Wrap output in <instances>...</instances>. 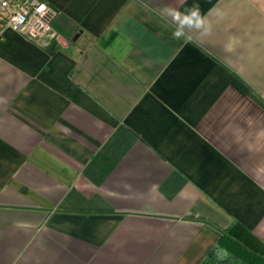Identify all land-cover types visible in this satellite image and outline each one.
Here are the masks:
<instances>
[{
	"label": "crops",
	"instance_id": "1",
	"mask_svg": "<svg viewBox=\"0 0 264 264\" xmlns=\"http://www.w3.org/2000/svg\"><path fill=\"white\" fill-rule=\"evenodd\" d=\"M0 264H200L222 235L264 256V0H44L1 18ZM211 35L172 39L164 6Z\"/></svg>",
	"mask_w": 264,
	"mask_h": 264
},
{
	"label": "built area",
	"instance_id": "2",
	"mask_svg": "<svg viewBox=\"0 0 264 264\" xmlns=\"http://www.w3.org/2000/svg\"><path fill=\"white\" fill-rule=\"evenodd\" d=\"M7 15L1 18L4 26L11 27L28 38H38L51 31L54 9L44 0H15L4 5Z\"/></svg>",
	"mask_w": 264,
	"mask_h": 264
},
{
	"label": "clouds",
	"instance_id": "3",
	"mask_svg": "<svg viewBox=\"0 0 264 264\" xmlns=\"http://www.w3.org/2000/svg\"><path fill=\"white\" fill-rule=\"evenodd\" d=\"M162 11L175 25L172 31V39L175 41L183 40L185 44H188L193 42V37L190 33H198L200 38L207 37L212 33V24L201 13L198 4H193L191 7L184 8L183 10L166 5ZM217 248H219V245H217ZM220 252L222 254L218 253V259H224L229 255L226 249H221Z\"/></svg>",
	"mask_w": 264,
	"mask_h": 264
},
{
	"label": "trees",
	"instance_id": "4",
	"mask_svg": "<svg viewBox=\"0 0 264 264\" xmlns=\"http://www.w3.org/2000/svg\"><path fill=\"white\" fill-rule=\"evenodd\" d=\"M226 244H230L233 246H236L240 248L244 254L250 257V260L257 261L260 264H264V256H261L260 254H255L252 250H248L250 248L245 247V245L238 240H236L234 237H231L230 235H222L215 246L212 248V250L207 254L205 259L200 264H251L248 261H245L244 259H240L234 257L233 255L229 254L224 259H218V253L222 254L220 252L221 249H226ZM217 245H219V248H217Z\"/></svg>",
	"mask_w": 264,
	"mask_h": 264
},
{
	"label": "rangeland",
	"instance_id": "5",
	"mask_svg": "<svg viewBox=\"0 0 264 264\" xmlns=\"http://www.w3.org/2000/svg\"><path fill=\"white\" fill-rule=\"evenodd\" d=\"M226 250H227V252L229 254H231L234 257H236V259L237 258L244 259L245 261H248L251 264H260L257 261L250 260V257L247 256L246 254H244V252L240 248H238L236 246H233V245H230V244H226Z\"/></svg>",
	"mask_w": 264,
	"mask_h": 264
}]
</instances>
